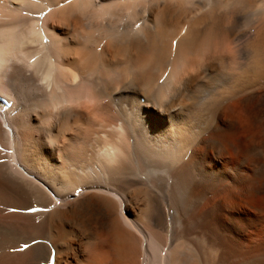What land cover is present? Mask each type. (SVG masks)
I'll return each instance as SVG.
<instances>
[{
    "label": "bare ground",
    "instance_id": "obj_1",
    "mask_svg": "<svg viewBox=\"0 0 264 264\" xmlns=\"http://www.w3.org/2000/svg\"><path fill=\"white\" fill-rule=\"evenodd\" d=\"M158 1L0 0V94L10 103L0 105V264L52 254L62 264L70 238L92 254L107 247L98 264H186L188 249L201 264L207 251L212 264L264 260V231L258 247L253 237L264 230V64L253 61L252 21L233 39L234 75L209 71L225 61L217 43L196 71L180 75L172 62L161 84L153 64L89 66L105 39L148 45L156 22L144 15Z\"/></svg>",
    "mask_w": 264,
    "mask_h": 264
},
{
    "label": "rangeland",
    "instance_id": "obj_2",
    "mask_svg": "<svg viewBox=\"0 0 264 264\" xmlns=\"http://www.w3.org/2000/svg\"><path fill=\"white\" fill-rule=\"evenodd\" d=\"M220 1L222 3L220 2L221 3L220 4L218 2L219 5L217 4L214 6L210 5L211 7L207 6L203 8H197L196 10H194L192 8L191 9L186 8L183 5L182 1L180 0H172V1L167 0L165 2L162 0H159L157 3L158 6L151 8V10L149 9V13H146L145 15L141 14V16L139 15L137 18L139 21L143 19L144 16L145 17L147 16L149 18L150 17L153 18V20L156 22L155 23L156 31L148 33V37H149L148 45H147V42H143V41H142L143 43L142 42L140 43L139 41L138 43L135 41L133 44H131L129 40H123L124 42H121L120 44H114L111 41L108 42V39H105L101 41V44L98 47L99 50L97 49L98 51L96 49L95 51H91V50H94L93 46H91L93 47L90 49L91 52L89 53L88 51V56L91 57V58L88 57V59L92 60V61H89L90 63L89 66H92V67L95 66L93 68L92 67L90 68L94 69L100 66L102 71L104 70L107 71L112 66H114L112 65V62H114L116 59H120L121 61L120 63V61L118 60L119 66H117L116 68V70H118L119 72L120 71L123 72L124 70L128 69L129 66H132L131 64H134L133 66L135 68L136 67L141 68L143 67V65H145L146 68H148L151 64H153V66L151 67H155V68L152 70L153 72L151 71L149 72L148 70V75H151L152 73L153 78L157 80L156 82L161 84L165 76L172 69L173 67L172 64L174 62L175 64L178 63L179 68L181 66V68L180 69L178 68L177 70V73L180 75L182 74L185 68L187 71H196L199 68V66H201L202 63L206 62L207 60L206 56L213 54V47L217 43L218 46H217L216 51H219V53L225 57V61L221 63H216V64L213 63V66L209 68V71L216 70V72L217 73L219 72L220 75H227L228 73L229 74L233 73L234 75V72H235L234 70L236 69L235 66L237 64L236 63L234 64L235 60L233 58L235 56L234 54L236 50V47L234 45L236 43H234L233 39L235 37L240 36V34H242L245 31V29L242 27V23L244 25V22H249L248 20L252 21L253 26L251 25V27L253 28H251V30L252 29L253 31L255 30V32L251 31L253 33V37L251 38L250 43L252 44V41H253V44L256 43V45L254 46H251L250 44V47L256 50V52L254 53L255 56H253L254 60L253 59L252 60L256 61L257 58H259L257 62L261 60V64H264V30H263L264 27H262L264 25V14L262 16H259L260 15L259 10L263 7L260 4V1H262L261 3H263V0H220ZM255 11H258V12H255ZM233 22L236 23V28L238 24L241 26L238 25L239 28L237 30L236 29L229 30L228 26L231 25ZM258 23L259 25H257ZM259 26L262 27L261 28L262 30L258 28ZM258 31H259V34H258ZM183 36H186L185 37L186 39L185 38L183 39V43H181L180 45L181 48H179L180 46L178 45V43L181 37ZM258 38L260 39L259 41H258ZM104 43L105 44L108 43V45L103 51L104 52L103 54V52L100 53L101 51L100 49L104 47L105 45ZM78 45H79L78 42H72V48L66 51V57L68 61H70V64H75V62L78 59L77 52L73 50L74 49L73 47H76ZM177 49H180V50H177ZM93 52H94V55L91 56L90 54H93ZM95 52L96 53L98 52L97 54L99 53L100 54L97 55L95 54ZM98 58L101 61L103 60V62L100 63V61L97 60ZM187 59L189 60V62L183 65L182 62ZM231 59L233 60L232 64L230 62L232 61ZM125 61L126 63L124 65ZM154 61L155 63H153ZM95 62H96V65H93L95 64ZM99 63L100 65H98ZM257 64L256 66L253 65L252 68L250 65H248V68H250V70L256 69V67L260 66ZM137 65H141V66H137ZM238 66L239 65H237V68ZM160 70H163L164 72L161 77L159 75ZM242 71L243 70H241L240 71L241 73L239 74H242ZM238 75H237V79H234V82L236 80V83L238 81L239 82L242 81L241 75H240L241 78ZM212 80L208 81V79H205L203 81L204 84L207 83L206 85L207 90L209 89V87L214 86L213 88L211 87L210 90L215 89V88L217 89L218 87L217 91L219 94L221 93L226 94V92H228V89L230 92V88L228 86H225V85L223 86V84L218 85L215 82V80L214 81ZM156 82L154 80L153 83L156 84ZM187 88H188V91L195 90V84H192V83H190L189 85L187 84ZM201 94H202L201 96L204 95L203 93ZM195 108L196 107L193 106L189 109L190 115L194 114ZM253 204L254 206H259L262 203L254 202ZM263 231L264 230H262L261 232H255L253 236L255 239L254 244L257 247L262 243V240H263L262 237L264 233ZM70 240L71 242L74 243V250L68 254L66 253L65 250H64L65 252L63 250L61 251L62 264L64 263L66 264H98L100 262H103L105 259H108L107 258L108 256H106V252H104L107 250V247L103 248L102 254L101 253L92 254L90 251L87 250V248H85L86 246L84 245L79 246L80 244L78 240L73 239V238H70ZM186 252H187L186 264H201V260L198 258V256H195L196 254L193 252V250L188 249ZM103 253H105V255ZM210 256H212V253L207 251L204 264H212V260H211L212 257ZM93 259H94V263L92 262ZM54 260H55V257H54ZM249 264H264V260L260 259V257L256 255H253V260L249 262Z\"/></svg>",
    "mask_w": 264,
    "mask_h": 264
},
{
    "label": "snow or ice",
    "instance_id": "obj_3",
    "mask_svg": "<svg viewBox=\"0 0 264 264\" xmlns=\"http://www.w3.org/2000/svg\"><path fill=\"white\" fill-rule=\"evenodd\" d=\"M34 210V209H33Z\"/></svg>",
    "mask_w": 264,
    "mask_h": 264
}]
</instances>
